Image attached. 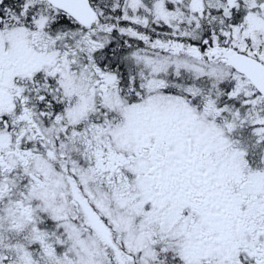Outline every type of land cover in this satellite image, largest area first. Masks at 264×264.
Listing matches in <instances>:
<instances>
[{
    "label": "snow or ice",
    "instance_id": "1",
    "mask_svg": "<svg viewBox=\"0 0 264 264\" xmlns=\"http://www.w3.org/2000/svg\"><path fill=\"white\" fill-rule=\"evenodd\" d=\"M0 264H264V0H0Z\"/></svg>",
    "mask_w": 264,
    "mask_h": 264
}]
</instances>
